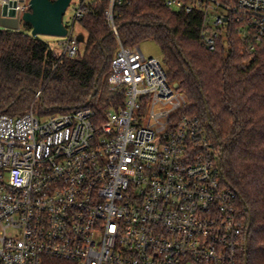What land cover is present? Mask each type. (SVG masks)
Listing matches in <instances>:
<instances>
[{"label": "built area", "instance_id": "built-area-1", "mask_svg": "<svg viewBox=\"0 0 264 264\" xmlns=\"http://www.w3.org/2000/svg\"><path fill=\"white\" fill-rule=\"evenodd\" d=\"M89 0H76L73 18ZM108 82L122 105L99 117L82 106L40 120L32 109L0 113V264H235L238 195L222 180L215 150L162 59L118 36ZM72 2V1H71ZM18 18L29 0H0ZM202 16L208 50L236 33L241 52L264 39V0H164ZM1 15V14H0ZM60 53L74 57L68 28ZM39 92L36 96H39Z\"/></svg>", "mask_w": 264, "mask_h": 264}, {"label": "trees", "instance_id": "trees-1", "mask_svg": "<svg viewBox=\"0 0 264 264\" xmlns=\"http://www.w3.org/2000/svg\"><path fill=\"white\" fill-rule=\"evenodd\" d=\"M107 5L89 0L82 17L73 18L84 37L74 57L31 36L29 24L0 27V113L20 115L37 101L41 112L87 106L103 118L122 105L123 92L108 82L116 40L106 25ZM114 13L124 45H158L168 81L186 97L181 114L205 123L221 178L238 195L242 235L235 264H264V39L251 53L241 52L232 30L208 50L199 36L202 16L170 11L164 0H124Z\"/></svg>", "mask_w": 264, "mask_h": 264}, {"label": "water", "instance_id": "water-1", "mask_svg": "<svg viewBox=\"0 0 264 264\" xmlns=\"http://www.w3.org/2000/svg\"><path fill=\"white\" fill-rule=\"evenodd\" d=\"M72 0H29V11L22 14L19 21L18 18H7L13 17L15 12L10 10L6 12V7L3 6L0 9V27L16 30L19 28L20 23L29 24L31 27V36H49L56 38L66 37L68 34V28L63 22V16L69 7ZM110 34L112 32L110 31ZM77 42L82 43L84 37L82 34L75 36ZM97 81V80H96ZM177 88L178 84H174ZM96 90L93 92V95ZM247 232L245 234L246 248Z\"/></svg>", "mask_w": 264, "mask_h": 264}, {"label": "rangeland", "instance_id": "rangeland-1", "mask_svg": "<svg viewBox=\"0 0 264 264\" xmlns=\"http://www.w3.org/2000/svg\"><path fill=\"white\" fill-rule=\"evenodd\" d=\"M75 1L76 0H72L71 4L67 8L63 16V22L70 26L69 30L71 31L72 36H76L81 33V29L78 26V22L77 21L73 22V15H74L73 4ZM21 25H22V22L20 23L19 27ZM42 38H44V40L46 41H49L52 47L54 48V50L60 53V49L56 46V40H57L56 37L42 36ZM138 45H139L141 52L145 56L162 59V53L158 45L154 41L146 40V41L140 42ZM78 48L80 49L82 48V43L78 42ZM32 108H33L34 113L40 120H42V117L46 118L52 114L50 112H41L39 109L40 108L39 103L37 101L33 104V106L31 105L29 107V109H32Z\"/></svg>", "mask_w": 264, "mask_h": 264}]
</instances>
